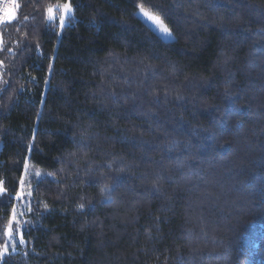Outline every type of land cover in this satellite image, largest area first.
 Listing matches in <instances>:
<instances>
[{
    "label": "trees",
    "instance_id": "16d2710c",
    "mask_svg": "<svg viewBox=\"0 0 264 264\" xmlns=\"http://www.w3.org/2000/svg\"><path fill=\"white\" fill-rule=\"evenodd\" d=\"M68 1L70 23H49ZM0 264H264V0H17Z\"/></svg>",
    "mask_w": 264,
    "mask_h": 264
},
{
    "label": "rangeland",
    "instance_id": "374dc122",
    "mask_svg": "<svg viewBox=\"0 0 264 264\" xmlns=\"http://www.w3.org/2000/svg\"><path fill=\"white\" fill-rule=\"evenodd\" d=\"M69 2V1H68ZM72 6V5H71ZM54 8H57V5L55 6H52ZM73 8V6H72ZM138 16L149 26L151 27L163 40L165 41H173L175 40V36L174 34L172 33V31L170 30V33L171 35H166L164 33H162L157 27L156 25H154L151 21H149L146 17H144L142 14L139 13V9H138V12H137ZM59 15H60V11H59V8H57L56 10V20L58 19L59 20ZM12 16V10H10L9 12H7L6 14V17H10ZM74 16V8H73V13L72 15L66 17L65 19V26L68 25L70 23V18H72ZM64 26V27H65ZM28 167V166H27ZM30 168V167H29ZM27 177L29 179H31V171L28 172V175ZM25 187L26 189L28 188V182L26 181L25 183ZM33 188V187H31ZM28 192V193H27ZM31 191L27 190L25 192V189L23 188V186H21L20 188V191L17 195V204H16V207L14 209V212H13V219H12V224H11V235L8 237L9 238V242L10 243H16L17 242V239H15V236L17 235V233L20 231V229L22 228V225L20 224V221L22 219V216L21 215H24V213L26 212L27 210V207L29 206L30 204V201H31Z\"/></svg>",
    "mask_w": 264,
    "mask_h": 264
},
{
    "label": "snow or ice",
    "instance_id": "6c2138e0",
    "mask_svg": "<svg viewBox=\"0 0 264 264\" xmlns=\"http://www.w3.org/2000/svg\"><path fill=\"white\" fill-rule=\"evenodd\" d=\"M57 8H59L60 15H59V27L63 28L65 26V19L66 17L72 15L73 8L71 6L70 2H65L62 5H57ZM57 8L52 7L51 5L47 6L45 9L46 13V19L49 23L56 20V10ZM139 13L142 14L144 17H146L149 21H151L156 27L164 34L171 35L169 28L164 23V21L159 17V15L155 14L154 12L148 10L145 8L144 5L139 6ZM14 17L10 16L7 21L0 20V23H10L11 19ZM27 166V165H26ZM39 175V173H37ZM8 235H11V227H9L7 231ZM23 242V241H21Z\"/></svg>",
    "mask_w": 264,
    "mask_h": 264
},
{
    "label": "built area",
    "instance_id": "2783aa9c",
    "mask_svg": "<svg viewBox=\"0 0 264 264\" xmlns=\"http://www.w3.org/2000/svg\"><path fill=\"white\" fill-rule=\"evenodd\" d=\"M14 3V0H0V20L6 21L7 12L10 11ZM2 23H0L1 25Z\"/></svg>",
    "mask_w": 264,
    "mask_h": 264
},
{
    "label": "water",
    "instance_id": "95a60500",
    "mask_svg": "<svg viewBox=\"0 0 264 264\" xmlns=\"http://www.w3.org/2000/svg\"><path fill=\"white\" fill-rule=\"evenodd\" d=\"M16 2H17V0H15L14 5H13V9H12V13H13V15L15 14Z\"/></svg>",
    "mask_w": 264,
    "mask_h": 264
},
{
    "label": "crops",
    "instance_id": "0c3cea01",
    "mask_svg": "<svg viewBox=\"0 0 264 264\" xmlns=\"http://www.w3.org/2000/svg\"><path fill=\"white\" fill-rule=\"evenodd\" d=\"M12 17H13V15H12ZM9 18V17H8ZM14 19V18H13ZM13 19H11V20H13Z\"/></svg>",
    "mask_w": 264,
    "mask_h": 264
}]
</instances>
